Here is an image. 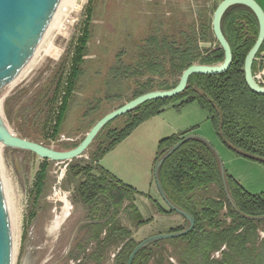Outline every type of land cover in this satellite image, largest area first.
Masks as SVG:
<instances>
[{
    "label": "trees",
    "instance_id": "obj_1",
    "mask_svg": "<svg viewBox=\"0 0 264 264\" xmlns=\"http://www.w3.org/2000/svg\"><path fill=\"white\" fill-rule=\"evenodd\" d=\"M96 3L97 0H88L85 5L84 19L68 65L59 71L53 88L48 92L39 91L21 104L15 94L4 98L2 108L6 120L21 137L49 145L62 132L91 52ZM217 4L211 9L199 6L186 21L176 15L154 17L131 48L120 47L115 51L104 80V99L120 101L125 96V80L133 81L128 85V101L149 90L173 87L183 69L193 63L221 62L223 49L211 28ZM221 29L232 52L227 70L218 74H190L180 93L140 103L123 114L125 120L119 126L110 128L113 119L108 121L84 151L88 152L87 159L75 157L67 161L65 177L73 183L75 198L87 209L86 236L75 244L76 254H81L82 259L100 262L108 246L119 244L113 264H125L136 245L131 229L117 223L114 216L126 202L123 208L136 227L149 220L142 217L134 203L135 195L141 192L123 183L99 165L98 160L135 126L161 112L167 104L177 101L174 106L179 108L198 102L226 147L264 165V94L250 90L243 71L244 57L258 32V21L249 7L233 4L222 15ZM211 42L216 44L214 48L205 45ZM263 46L264 41L252 63L254 74L263 68L258 62ZM256 80L264 86L263 76ZM99 102L91 103L84 114L88 116L99 110ZM96 120L90 122L89 128ZM188 132L161 138L154 163L183 139L159 166L157 175L166 197L192 215L193 227L185 234L142 247L131 264H173L171 258L177 264H264V236H260V231H264V191H248L226 169L224 184L219 158L212 145L198 135L184 138ZM80 140L65 143L64 149L76 146ZM48 171L49 161L42 159L31 189L36 206L45 192ZM152 202L159 212H176L156 200ZM183 219L184 223L170 232L184 229L188 222ZM91 241H95L96 247L87 254L86 246ZM215 251H219V256L213 255Z\"/></svg>",
    "mask_w": 264,
    "mask_h": 264
},
{
    "label": "rangeland",
    "instance_id": "obj_2",
    "mask_svg": "<svg viewBox=\"0 0 264 264\" xmlns=\"http://www.w3.org/2000/svg\"><path fill=\"white\" fill-rule=\"evenodd\" d=\"M219 1L97 0L91 52L85 72L63 130L58 139L51 141L49 145L64 149L65 143L82 139L91 121L126 101V96L130 93L128 85L133 82L131 80L123 81L125 96L120 101L109 102L104 99L107 69L113 61L115 51L120 47L131 48L154 17L176 15L186 21L199 6L205 5L211 9ZM87 2L88 0H77L59 12L60 26L48 31L37 55L0 99L2 112L3 100L8 95L15 94L21 104L26 99L35 97L39 91L48 92L53 88L59 71L68 65ZM205 45L214 48L216 44L211 42ZM96 100L100 101L99 110L85 115V110ZM176 102L167 104L161 112L143 120L98 160L99 165L123 183L141 192L135 195V205L142 217L149 220L136 227L123 208L126 202L114 216L117 223L131 229L132 237L137 242L154 234L170 232L184 223L183 216L178 212H159L152 202L157 200L167 207L156 189L153 175L158 141L165 136L187 130V135L204 138L217 152L224 169L245 189L252 193L264 191V165L226 147L218 138L206 110L198 102L192 101L179 108L174 106ZM3 116L6 120L4 112ZM124 120L125 116L119 115L109 127L119 126ZM6 122L18 134L17 129L7 120ZM79 157L87 159L88 152ZM41 161L42 158L31 151L0 144V172L13 237L12 264H113L119 244L108 246L100 262L91 258L82 259L81 254H76L75 244L86 236L84 223L87 209L75 198L73 183L65 177L69 160L48 159L46 189L38 206L34 205L31 189ZM103 235L102 233L100 236ZM260 236H264V231H260ZM95 247V241L89 242L85 253H90ZM213 255L219 256V251H215ZM171 261L177 264L174 258Z\"/></svg>",
    "mask_w": 264,
    "mask_h": 264
},
{
    "label": "water",
    "instance_id": "obj_3",
    "mask_svg": "<svg viewBox=\"0 0 264 264\" xmlns=\"http://www.w3.org/2000/svg\"><path fill=\"white\" fill-rule=\"evenodd\" d=\"M64 1L0 0V98L5 96L12 87V82L21 74L23 69L34 57L40 44L53 25ZM233 4L246 5L254 12L257 18L258 32L252 46L248 49L244 57L243 71L245 82L250 90L258 94H264V86L258 83L252 71L253 60L264 41V11L256 0H220L212 14L211 28L214 37L219 43V47L223 49L224 56L221 62L211 64L193 63L183 69L178 82L173 87L146 91L113 108L92 124L76 146L68 149H56L42 142L21 137L8 126L0 107V144L31 151L42 159L71 160L82 155L99 130L108 121L132 110L146 100L168 98L180 93L185 88L187 79L192 73L218 74L224 72L231 64L232 52L230 44L221 29V18L224 11ZM188 136L191 135H186L184 138ZM182 141L183 139H180L174 143L155 161L153 175L156 188L164 203L169 208L181 214L187 220L188 224L182 230L154 234L138 241L128 255L125 264H131L135 254L142 247L154 241L185 234L193 227L194 218L192 215L174 205L166 197L157 175L159 166ZM219 166L221 178L225 184L224 167L220 159ZM228 198L231 201L229 195ZM12 245L13 237L10 217L0 172V264H12Z\"/></svg>",
    "mask_w": 264,
    "mask_h": 264
},
{
    "label": "bare ground",
    "instance_id": "obj_4",
    "mask_svg": "<svg viewBox=\"0 0 264 264\" xmlns=\"http://www.w3.org/2000/svg\"><path fill=\"white\" fill-rule=\"evenodd\" d=\"M76 1H77V0H65L64 3H63V5H62V7H61V9H60V11L65 10V9L67 8L68 5H73ZM60 11H59V12H60ZM58 15H59V13H58ZM58 15H57V17H56V19H55L53 25L51 26V28H53V27H59V26H60L61 23H60V19L58 18ZM51 28H50V30H51ZM48 39H49V37H48ZM43 51H44V49H43ZM37 53H38V50L36 51L34 57L37 55ZM38 55H39V54H38ZM34 57H33V58H34ZM21 73H22V72H21ZM16 79H17V78H16ZM16 79H15V80H16ZM15 80H14V81H15ZM14 81L12 82L11 85H13ZM2 98H3V97H2ZM2 98H0V99L2 100ZM1 100H0V102H1Z\"/></svg>",
    "mask_w": 264,
    "mask_h": 264
},
{
    "label": "crops",
    "instance_id": "obj_5",
    "mask_svg": "<svg viewBox=\"0 0 264 264\" xmlns=\"http://www.w3.org/2000/svg\"><path fill=\"white\" fill-rule=\"evenodd\" d=\"M257 2H258V4L262 7V9H263V11H264V0H256ZM258 62H261L262 63V66H263V68H262V70H260V69H258L257 71H256V73L257 72H262L263 73V77H264V46H263V49H262V51H261V53H260V56H259V58H258ZM157 189V188H156ZM157 201V200H156ZM134 203H135V200H134ZM161 205V204H160ZM162 206V205H161ZM164 207V206H163Z\"/></svg>",
    "mask_w": 264,
    "mask_h": 264
},
{
    "label": "built area",
    "instance_id": "obj_6",
    "mask_svg": "<svg viewBox=\"0 0 264 264\" xmlns=\"http://www.w3.org/2000/svg\"><path fill=\"white\" fill-rule=\"evenodd\" d=\"M256 79H261V77L263 76V73L262 72H257L254 74Z\"/></svg>",
    "mask_w": 264,
    "mask_h": 264
}]
</instances>
